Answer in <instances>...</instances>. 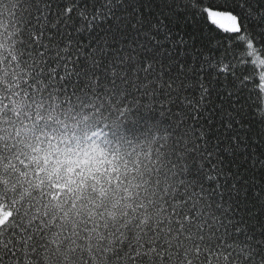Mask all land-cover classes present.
I'll list each match as a JSON object with an SVG mask.
<instances>
[{"label":"snow or ice","instance_id":"6c2138e0","mask_svg":"<svg viewBox=\"0 0 264 264\" xmlns=\"http://www.w3.org/2000/svg\"><path fill=\"white\" fill-rule=\"evenodd\" d=\"M0 264H264V0H0Z\"/></svg>","mask_w":264,"mask_h":264}]
</instances>
